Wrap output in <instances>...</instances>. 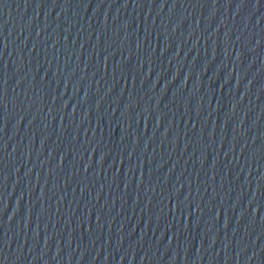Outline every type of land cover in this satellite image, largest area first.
Returning <instances> with one entry per match:
<instances>
[{
	"label": "water",
	"instance_id": "obj_1",
	"mask_svg": "<svg viewBox=\"0 0 264 264\" xmlns=\"http://www.w3.org/2000/svg\"><path fill=\"white\" fill-rule=\"evenodd\" d=\"M229 0H0V264H211Z\"/></svg>",
	"mask_w": 264,
	"mask_h": 264
}]
</instances>
